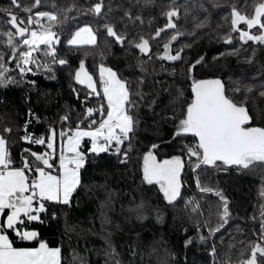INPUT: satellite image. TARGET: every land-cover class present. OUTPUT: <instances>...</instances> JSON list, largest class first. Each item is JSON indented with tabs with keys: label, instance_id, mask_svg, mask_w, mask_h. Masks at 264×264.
I'll use <instances>...</instances> for the list:
<instances>
[{
	"label": "trees",
	"instance_id": "trees-1",
	"mask_svg": "<svg viewBox=\"0 0 264 264\" xmlns=\"http://www.w3.org/2000/svg\"><path fill=\"white\" fill-rule=\"evenodd\" d=\"M32 2L21 0L27 5ZM97 2L41 0L40 7L33 9V12L50 11L58 15L61 22L55 28L60 38L57 51L67 63L53 65L51 73L34 70L35 74H27L20 83L0 88V130L12 128L8 138L16 142L13 155L26 147L38 153L47 151L45 146H31L20 140L24 125L31 119L28 131L46 136L50 127H60L59 118L68 109L74 110L75 124L77 115L83 114L81 101L88 92L74 80L75 69L83 59L97 84V69L103 63L130 81L132 90L142 95L137 109L140 119L133 139L134 151L127 163H120L119 157L110 154L91 156L82 170L83 187L74 194L71 205H51L45 223H34L31 227L38 230L40 239L50 247L62 249V264H115L116 261L119 264H237L248 259L253 243L264 246L260 239L264 219L261 216L264 198L260 195L264 189V164L249 170L205 169L201 182L213 191L202 193L186 163L183 198L173 204L164 199L158 185L143 180L141 167L143 155L152 144L160 145L156 150L158 159L181 155L182 148L191 145L194 139L190 135L176 139L173 136L178 119L192 100L194 80L219 78L228 89L239 87L241 91L236 95L249 97L247 107L253 116L252 125L264 127V97L260 96L264 91V45L252 41L242 44L239 33H232L231 44L223 39L230 32L231 5L236 3L241 11L250 14L260 0H247V6L245 0H175L174 4L172 0H153L150 5H145L143 0H105L103 11L107 17L90 11ZM8 6L9 0H0V7ZM170 8L178 9L179 18L173 19L183 34L171 41L177 30L168 29L159 38L150 39L151 51L147 55L127 43L121 46L114 42L102 27L106 19L120 21L131 10L134 16L142 18L143 24L139 20L133 24L125 18L123 22L134 29L128 33L129 38L136 34L150 38L165 26L167 19L163 13ZM18 15L26 18L27 14L20 11ZM4 20L6 17L0 16V21ZM202 21L204 26L196 27ZM82 25L94 31L99 29L98 46L67 44L71 32ZM3 26L8 28L6 23ZM116 26L121 27L119 23ZM240 27L247 30L244 25ZM252 33L258 34L256 29ZM167 43L172 55L183 49L181 60L157 58L164 55ZM0 52L7 54L8 59L6 37L0 43ZM245 86L252 91L247 92ZM73 89L79 92V99ZM101 102L102 99L92 97L88 106H98ZM30 112L38 119L30 117ZM172 116L176 119H169ZM188 190L197 196L202 214L193 212L191 205L185 207ZM217 191L228 201L227 223L221 219L223 201L215 194ZM141 202L145 205L144 218L137 219L128 209ZM209 221L211 228H219L213 235L209 234V227L203 226ZM189 240L191 243H187ZM35 245V241H15L17 247ZM113 249L114 256L110 255Z\"/></svg>",
	"mask_w": 264,
	"mask_h": 264
},
{
	"label": "snow or ice",
	"instance_id": "snow-or-ice-1",
	"mask_svg": "<svg viewBox=\"0 0 264 264\" xmlns=\"http://www.w3.org/2000/svg\"><path fill=\"white\" fill-rule=\"evenodd\" d=\"M143 2L150 5L153 0ZM172 3L174 4L175 0H172ZM40 5L41 0H33L30 5L21 3V0H9L7 8L0 7V16L6 17V20L0 21V43H3L6 37V46L10 49L8 59L7 54L0 52V88L20 83L27 74H35L34 70L43 69L51 73L53 65L67 63L59 57L57 51L60 38L55 28L61 21L54 12H33V9ZM105 7V0H98L90 11L97 16L107 17V13L103 11ZM20 11L27 14L26 18L18 15ZM108 11H111L110 7ZM163 15L167 23L163 28H158L155 36L150 38L140 34L129 38L128 33L134 29H129L123 22L124 19L133 24L139 20L143 24L142 18L139 15L134 16L131 10L126 11L120 21L106 19L102 27L106 36L113 38L114 42L121 46L127 43L147 55L151 51L150 39L159 38L168 29L177 30V34L171 36V41H176L178 35L183 34L179 33L173 19L179 18L178 9L170 8ZM230 17V32L223 37L225 43L231 44L234 39L232 33H239L242 44L252 41L264 45V0H260L250 14L241 11L237 4L233 3ZM44 21L48 23L45 24ZM5 23L8 25L7 29L3 26ZM117 23L121 27L118 28ZM241 24L245 25L247 30H242ZM203 26V21L196 25ZM253 29H256L258 34H253ZM98 34L99 29L94 31L86 25L76 30L67 40V44L74 47H96ZM170 43L164 45V55L157 58L181 60L183 49L172 55ZM202 60L203 58L196 63H201ZM13 72L16 75H13ZM74 80L88 90L81 101L84 105L83 114L77 115L74 125L72 109L66 110L59 118L60 127H50L46 136L28 131L31 119L24 125V134L20 140L31 146H45L47 151L38 153L32 147H26L18 155H13L12 148L16 142L8 138L12 128L5 127L0 130V217H3L0 219V264H62V249L50 247L45 240L40 239L38 230L31 226L34 223H45L51 205H71L74 194L83 187L82 170L89 163L91 156L110 154L119 157L120 163H127L134 151L133 139L140 119L137 109L142 95L132 90L130 81L103 63L98 69V84L94 75L86 69L83 59L74 73ZM245 89L247 92L252 91L248 86H245ZM73 91L79 99V92L76 89ZM240 91L239 87L228 89L219 78L194 80L193 99L178 119L173 139L191 135L197 138V142L194 145H185L181 155L171 158H157L156 150L160 147L158 144L150 145L144 153L142 178L149 185H158L169 204L183 198L181 173L186 163L191 167L195 183L202 193L213 191L201 182V173L205 169L249 170L257 164H264V127L252 125L253 116L247 107L249 97L237 96L236 93ZM260 96L264 97V91L260 92ZM92 97L102 99L103 102L98 106L89 107L88 101ZM29 115L34 117L31 112ZM215 194L223 201L221 219L227 223L228 201L222 192L217 191ZM260 195L264 198V189ZM189 205L192 206L193 212L200 213V205L195 200H187L185 207ZM144 210L143 202L128 209L130 213L136 214L137 219L144 218ZM261 216L264 217V210ZM52 218H56L54 213ZM203 226L209 227L210 235L219 231V228L210 227V221ZM260 239L264 241V219L260 225ZM16 240L35 241L36 246L17 247ZM187 243H191V240ZM110 255H115L114 249ZM115 264H119V261ZM240 264H264V246L253 243L250 258L241 260Z\"/></svg>",
	"mask_w": 264,
	"mask_h": 264
},
{
	"label": "rangeland",
	"instance_id": "rangeland-1",
	"mask_svg": "<svg viewBox=\"0 0 264 264\" xmlns=\"http://www.w3.org/2000/svg\"><path fill=\"white\" fill-rule=\"evenodd\" d=\"M84 26H86V25H82V26L77 27L76 29H74V30L71 32V34L69 35L68 39L71 37L72 34H74V32H75L76 30H78L79 28L84 27ZM68 39H67V40H68ZM77 68H78V67H77ZM77 68H76V69H77ZM76 69H75V71H76ZM74 73H75V72H74ZM181 181H183V180L181 179ZM188 192H189V193H187V194H190L191 196L195 197V200H197V198H196L197 196H195L193 190H190V191L188 190Z\"/></svg>",
	"mask_w": 264,
	"mask_h": 264
},
{
	"label": "built area",
	"instance_id": "built-area-1",
	"mask_svg": "<svg viewBox=\"0 0 264 264\" xmlns=\"http://www.w3.org/2000/svg\"><path fill=\"white\" fill-rule=\"evenodd\" d=\"M196 142H197L196 140H193L192 143H191V145H194ZM181 179H182V177H181ZM184 200H185V203H186L187 200H195V197L191 196L190 194H187L185 196V199ZM195 201L197 202V200H195Z\"/></svg>",
	"mask_w": 264,
	"mask_h": 264
},
{
	"label": "water",
	"instance_id": "water-1",
	"mask_svg": "<svg viewBox=\"0 0 264 264\" xmlns=\"http://www.w3.org/2000/svg\"><path fill=\"white\" fill-rule=\"evenodd\" d=\"M206 80H208V79H206ZM192 99H193V93H192ZM191 136V135H190ZM194 140H196L197 141V138H195V137H193V136H191ZM141 169H142V167H141ZM182 175H183V172L181 173V177H182ZM250 258V257H249ZM237 264H240V263H237Z\"/></svg>",
	"mask_w": 264,
	"mask_h": 264
},
{
	"label": "crops",
	"instance_id": "crops-1",
	"mask_svg": "<svg viewBox=\"0 0 264 264\" xmlns=\"http://www.w3.org/2000/svg\"><path fill=\"white\" fill-rule=\"evenodd\" d=\"M98 69H99V67H98ZM98 69H97V74H98ZM0 219H3V217H0ZM36 246V245H35ZM35 246H33V247H35Z\"/></svg>",
	"mask_w": 264,
	"mask_h": 264
},
{
	"label": "flooded vegetation",
	"instance_id": "flooded-vegetation-1",
	"mask_svg": "<svg viewBox=\"0 0 264 264\" xmlns=\"http://www.w3.org/2000/svg\"><path fill=\"white\" fill-rule=\"evenodd\" d=\"M243 24H241L240 26H242ZM245 26V25H244ZM247 29V28H246Z\"/></svg>",
	"mask_w": 264,
	"mask_h": 264
}]
</instances>
